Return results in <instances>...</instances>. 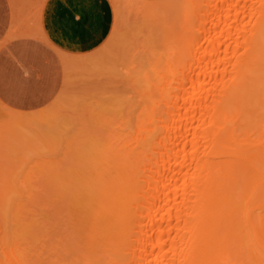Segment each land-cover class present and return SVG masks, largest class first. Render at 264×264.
<instances>
[{
  "label": "bare ground",
  "instance_id": "6f19581e",
  "mask_svg": "<svg viewBox=\"0 0 264 264\" xmlns=\"http://www.w3.org/2000/svg\"><path fill=\"white\" fill-rule=\"evenodd\" d=\"M111 2L117 14L128 7L125 0ZM136 2L135 13L127 11L134 24L128 14L118 15L104 42L115 61L136 64L134 92L125 96L128 100L115 92L117 105L130 104V111L122 112L130 117L113 116L119 120L113 128L109 115L100 117L107 109H96L98 123L86 112L93 116L87 121L97 125L91 130L95 134L84 139L73 133L76 141H66L67 153L60 152L65 157L30 165L43 177L35 183L29 171L21 179L32 188L27 190L40 191L28 193L37 197L32 203H18L20 214L1 213L6 197L17 191L12 176L17 166L6 163L28 166L31 161L25 163L22 154L32 142L15 130L17 120L11 128L22 141L13 139L24 148L10 147L7 155L3 142L16 134L0 139V264H264V0ZM119 21L132 26L122 31L133 32L130 36L119 38L122 26L114 28ZM115 39L119 44L112 49ZM140 58L145 65L137 69ZM96 70L107 84L121 87L123 78L131 83L123 74ZM113 77L117 83L110 82ZM98 81L90 86L101 90L91 99L116 88L105 82L108 89H103ZM134 97L139 101L132 102ZM40 181L46 187L36 185ZM36 205L48 213L40 218L45 227L33 218ZM8 220L16 227L11 233Z\"/></svg>",
  "mask_w": 264,
  "mask_h": 264
},
{
  "label": "rangeland",
  "instance_id": "374dc122",
  "mask_svg": "<svg viewBox=\"0 0 264 264\" xmlns=\"http://www.w3.org/2000/svg\"><path fill=\"white\" fill-rule=\"evenodd\" d=\"M42 1L43 0H40L39 1V3H38V9L40 10V7H41V5H42ZM118 1H120V0H118ZM127 1H129V0H127ZM126 0H125V5H127L128 7L127 8H125L126 9V11L125 10H123L124 8H122L121 6V14H120V12H119V14H117L116 13V9H115V6H114V4L112 5V7H113V11H114V14H115V16H114V26L116 25V27H117V21L119 20L118 19V17L120 16L121 18L122 17H125V16H127L126 14H128V16L127 17H129V24L131 25V24H134V22H135V20H133L132 18L134 17V16H130V15H134V14H132V13H135V12H132V11H135V5L136 6H138L137 4H139L138 2H136V0H131V1H134V2H136L135 4H132V5H134V6H132L131 5V1H129V2H127ZM138 1V0H137ZM143 1H145V0H143ZM110 2H111V0H110ZM127 3H129L130 5H131V7H129V5L127 4ZM133 3V2H132ZM111 4H112V2H111ZM119 5H121V2H120V4ZM122 5H123V3H122ZM124 5V6H125ZM140 7H141V5H139ZM133 7H135V8H133ZM140 7H137V8H140ZM129 9V10H128ZM137 11H138V9H136ZM125 11V12H124ZM127 11H129V12H132V13H128ZM122 12H124V14L125 15H123V16H121L123 13ZM130 14V15H129ZM119 15V16H118ZM135 18H138V17H136L135 16ZM115 19H116V21H115ZM121 20V19H120ZM125 20H127V18H125ZM139 20H141V19H139ZM143 20H144V18H143ZM127 22L128 21H126V23L125 24H127ZM144 22V21H143ZM119 23H120V25H119V28H116V27H114L115 29H120V26H122L123 25V23H124V21H122V23H121V21H119ZM139 22H137L136 24L137 25H139L138 24ZM124 24V25H125ZM129 24L128 25H125L124 27L122 26V30H117V32L118 33H121V35L119 36V38L120 37H122V38H125V37H128V36H130V33H133V32H130L129 33V31H131V30H129L130 28H132V26L130 27L129 26ZM144 26H145V24H143ZM141 26V25H140ZM130 27V28H129ZM146 27V26H145ZM144 27V28H145ZM123 28H125V31L126 30H129V31H127L126 33H128V35H126V33H122V31H124L123 30ZM127 28V29H126ZM133 28H135V27H133ZM137 28H139V26H137ZM144 28H142V29H144ZM139 30H141V29H139ZM124 31V32H125ZM138 32H140V31H138ZM145 32V31H144ZM118 33H117V35H118ZM136 33V32H135ZM115 34H116V31H115ZM143 33H141V35H142ZM117 35H114L115 36V38L117 39ZM122 35H124V36H122ZM141 35H139L138 36V38H137V41H140L141 43H142V39H141ZM146 36V35H145ZM132 37H133V35H132ZM137 37V36H136ZM143 37H144V35H143ZM145 38V37H144ZM116 39L114 40V41H116ZM129 39H131V37L129 38ZM136 39V38H135ZM135 39H131L132 41L133 40H135ZM113 40V39H112ZM121 40V39H120ZM120 40H118V41H120ZM114 41H111V42H114ZM136 41V42H137ZM117 42V41H116ZM141 43H138L139 45H141ZM114 44V45H113ZM119 44V42H117V43H112L110 46H112V49H114V46L115 45H118ZM104 45L105 44H103L99 49H97V50H95V51H93V52H90V53H87V54H81V55H76V56H73V57H67V56H61L60 57V64H61V66H62V69H61V73H62V76H61V84H60V88L58 89V92L55 94V96H54V98H52L51 100H49V101H46V102H38V103H36L35 105H38L39 104V106H37V107H35V108H16V107H14V106H12V105H10V104H8L7 102H4L3 100H1L0 99V126L1 125H3V124H5L6 125V127H5V125H3L4 126V128L3 129H1L2 127H0V139H7V138H5L4 136H6V135H3V134H7L8 136L10 135V134H12V135H14V134H16V133H14L13 132V128H11L12 126L13 127H17V129H15V130H19V131H17V132H19L20 134H22V135H24L26 138H28L31 142H32V144H30L31 142H29V144L31 145V147H30V145H29V148H24L23 146H21L20 145V143H16V141H18V140H14V139H16V137L15 136H19V137H17L19 140L21 139L20 137V135H18L19 133H17L16 135H14V137H12V136H10L13 140H11V138H8L7 139V141H10V143H7V141H4V140H0V142L2 141H4L3 143H4V145L1 143V145H3L4 147L2 148L3 149V151H4V149L6 148V153H7V155H10V154H12V152H10V154H8L9 152L8 151H10V147H15V148H24V149H26L25 151H24V153L22 154V156H25L24 157V160H25V163L27 162V163H29L30 161V163L28 164V166H26L25 165V167L23 168V164H24V162H22V161H14L15 163H13V162H11L10 160V158H9V156H6V158L11 162V163H6V164H9V165H7V166H10L11 164H12V166H17V167H13L14 168V174L16 175H12L14 178V182H15V184H14V186H15V188H16V192L14 191V192H11L7 197H6V199H5V201H4V203L6 204L3 208L1 207V209H3L2 211H1V213H3V214H5V212L6 211H10V213H9V215H12V213H16V208L19 206L18 205V203L20 202V201H23V202H25V203H29L30 202V199H35V198H37L35 195V198H30V197H28L29 196V194L28 193H30V191H37V192H39L40 191V189L37 187V186H35L34 184L35 183H37L42 177H40V178H38V175H40V173H38L37 172V170H35V172L34 171H31L32 169H34V167H36V166H38L37 164L38 163H40L39 162V160L40 161H43L42 159H49L48 157H50V159L49 160H53L54 162H55V160L56 161H58L57 159H59L60 157L62 158V157H65V155L64 154H62V153H60V152H63L64 150H67V149H64V145L67 143L68 144V142H71V143H74V142H72V141H76V136H81V137H86V138H84V139H87L89 136H92V135H94L95 134V132L94 133H92V131L93 130H95L94 129V127L95 126H97V125H92L93 123H91L90 124V122H94V123H98L99 121V118L97 119V117L100 115V114H98V110H96V109H99V111H101V109H100V107L102 108V110L104 109V110H106L107 109V111H101V112H99V113H101L102 115H100V117H102V116H104V117H106L107 115H109V117H107V118H110L111 119V122H113V124H112V127L114 128V125L115 126H117V125H119V124H116L120 119H123V117L125 116V114H123V113H126V111H128V109H129V111H130V108L128 107L129 105H128V101H124L125 103H124V105H123V103L122 104H120V103H118L119 105H121V106H119V105H117V101L119 100L118 99V97H115V96H117V94H119L120 96H122V98H124V99H126L125 98V96L126 97H128V96H130V92H134V90L132 89V86H131V84H134V82H132V79L135 77V75H132V71H134L135 69H133L132 70V68H134L133 66L134 65H136V64H133L132 65V67H129V66H126V67H128V68H126L124 65L126 64L127 65V63L125 62V64H121V63H118V61L116 60L115 61V56L114 55H112V56H110L109 54H111L110 52L111 51H109V52H106V50H104ZM107 48V47H106ZM111 49V50H112ZM114 51V50H113ZM109 53V54H108ZM109 56V57H105V56ZM141 59V58H140ZM141 61H143V62H141V63H143V64H141V63H139V62H137L138 64H140V65H142V66H140V68H138V66H136L137 67V69H141V68H144V66L143 65H145V63H144V60L143 59H141ZM121 62V61H120ZM137 64V65H138ZM96 69H100L101 71H108L109 70V72L111 71V72H116V74H118V76H120L121 75V78H123V76H125V77H129V78H127V80L129 79V80H131V83H130V85L128 86L127 84H124V83H126V82H128L129 83V81H125L126 80V78H123L124 79V81H119V85L121 86V87H124V86H127V87H124L123 89H121V87H119L117 84L116 85H114V86H116V88H114V89H112V91L111 92H107L106 90V92H104L105 94L104 95H107V93L108 94H110V95H113V94H115V92H117V94H115V95H113L114 97L112 98V96H110V95H108V96H102V94H100V95H96V97H94V98H89V97H92V96H94L97 92H99V91H97V90H101V89H98L97 88V90H96V88H92V87H94V86H90V85H92L93 83V81H97V80H99L98 82H101V84H99V85H102V88L103 89H105V88H107V87H109V89H111V86H113L112 84H107L109 81H107L106 82V80L104 81V77H98V74H94V73H96L97 72V70ZM126 70H128V71H126ZM142 70H144V69H142ZM96 71V72H95ZM101 71H98L99 73H101ZM144 71H136V73H143ZM103 73H105V75H106V72H103ZM102 73V74H103ZM113 73V74H114ZM127 73V74H126ZM120 74V75H119ZM122 74H123V76H122ZM135 74V73H134ZM96 75V76H95ZM109 75H111L110 73H109ZM100 76H103V75H100ZM107 76V75H106ZM117 76V77H118ZM109 77V76H108ZM107 77V79L109 80V78ZM114 77H116V76H114ZM114 77H113V79H114ZM121 78H119L118 80H120ZM136 78V77H135ZM112 79V78H111ZM117 80V81H118ZM122 80V79H121ZM116 80L114 79L113 81H110V82H114V83H117V82H115ZM87 82H89V83H87ZM105 82H106V85H108L107 87L104 85L105 84ZM124 82V83H123ZM121 83H123V86L121 85ZM88 84V85H87ZM95 85H98V83H95ZM140 84H138V86H139ZM89 86L91 87V88H89ZM131 86V87H130ZM137 86V85H136ZM97 87V86H96ZM99 88H101V86L99 87ZM126 88V89H125ZM108 89V88H107ZM122 90H126V91H128V92H125L123 95H121V93L122 92H124V91H122ZM132 90V91H131ZM104 91V90H103ZM114 92V93H113ZM121 92V93H120ZM112 93V94H111ZM118 95V96H119ZM109 97V98H108ZM91 99V100H89V99ZM129 98V97H128ZM86 99H88L89 101H87V103L86 102H83L84 100H86ZM124 99H122V100H124ZM134 99L135 100H138L139 101V99H136V97H134V98H132V102H134ZM93 100H95V101H97V102H90V101H93ZM126 100H128V99H126ZM101 102H103V104H99V103H101ZM119 102H122V101H119ZM42 103V104H41ZM82 103V104H81ZM84 103H86L87 105H88V103H91V104H89V105H91L92 106V104H94V103H96V105L94 104V106L93 107H97V108H94V109H90L89 107L87 108V106L85 107V108H87L86 110H84V111H81V109L83 108V109H85L84 107H82V105L84 104ZM135 103L138 105L139 104V102H137V101H135ZM86 104H84V105H86ZM107 104L110 106V107H107ZM135 104V105H136ZM80 105H81V107H80ZM98 105H100V106H98ZM112 105H114V107H115V109L113 108L112 109ZM135 105H133L132 107H134ZM90 106V107H91ZM122 106H123V108H122ZM131 107V109H134V108H132ZM81 108V109H80ZM79 109H80V111H79ZM78 110V111H77ZM93 110H95V111H93ZM111 110V112H108V111H110ZM115 110V111H114ZM125 110V111H124ZM92 112L91 114H93V116H91V115H87V113H90V112ZM117 111V112H116ZM119 111V112H118ZM81 112H84V113H81ZM87 112V113H86ZM97 114H96V113ZM106 112L108 113V114H106ZM123 112V113H122ZM132 112V111H131ZM137 112L139 113L140 111H136V112H134V114L135 115H137ZM95 113V114H94ZM103 113H105V114H103ZM120 113H121V115L123 114V117L120 115ZM115 114H119V115H115ZM128 114V113H127ZM134 115V116H135ZM81 116L83 117L82 119H79V118H81ZM84 116H87V119H85L86 121L84 122V118H86V117H84ZM113 116H115V117H120V118H116V119H119V120H117V122L115 121V119H113V118H115V117H113ZM91 117H93V118H95V119H93L94 121H92V119H90V122L89 121H87L89 118H91ZM128 117H130L129 115H126V117H124V119L125 118H128ZM103 118V117H102ZM101 119V118H100ZM104 119V118H103ZM19 121L20 122V124L19 125H17V126H15V124H14V122L15 121ZM108 120V119H107ZM80 121V122H79ZM115 121V122H114ZM87 122V123H86ZM103 122V121H102ZM82 123V124H81ZM8 124H12V125H10V126H8ZM85 124H86V126L88 125V127H86L85 126ZM99 124H101V122L99 123ZM98 124V125H99ZM81 125H84L83 127H80ZM102 125V124H101ZM103 125H105V122H104V124ZM102 125V126H103ZM8 126V127H7ZM91 126H93V127H91ZM107 126H109V125H105V127H107ZM111 126V125H110ZM109 126V127H110ZM101 127V126H100ZM104 127V126H103ZM80 128V129H79ZM89 129V131H86L85 129ZM108 128V127H107ZM7 129V130H6ZM13 129V130H12ZM93 129V130H92ZM111 129V128H110ZM2 130H3V132H2ZM11 130V131H10ZM14 130V131H15ZM92 130V131H91ZM6 131V132H5ZM81 133H80V132ZM90 131H91V133H90ZM10 132V133H9ZM12 132V133H11ZM88 132V133H87ZM100 131H98V133H99ZM73 133H75L76 134V136H74V134ZM79 133V134H78ZM98 133H96V134H98ZM84 134V136H82ZM2 135V136H1ZM26 135H28V136H26ZM8 136H6V137H8ZM70 136V137H69ZM73 136V138H71ZM25 137H22V139L24 138L25 139ZM34 139V140H33ZM40 140V141H36V140ZM66 139H68V140H66ZM65 140V141H64ZM20 141H22V140H20ZM25 141H28V140H25ZM34 141H36L35 143H34ZM66 141H68V142H66ZM85 141H87V140H85ZM90 140H88L87 142H89ZM11 142H15L14 143V145L15 146H13L12 145V143ZM5 144H7V146H5ZM10 144H11V146H10ZM20 145V146H19ZM40 145V146H39ZM26 146V145H25ZM28 146V145H27ZM33 146H36V147H34V148H36V149H33L32 147ZM48 146H51L52 148H50V147H48ZM68 146V145H67ZM41 147V148H40ZM7 148H9V150L7 149ZM31 149H33V150H31ZM39 149V150H38ZM63 149V150H62ZM16 150V149H15ZM22 150V149H21ZM38 150V151H37ZM52 150V151H51ZM31 151V152H30ZM34 151V152H33ZM17 153L18 152H20V151H16ZM26 152H28L27 154L28 155H26L25 153ZM17 153H15L17 156H19ZM40 153V154H39ZM56 153V154H55ZM57 153H60V155H58ZM63 153H67V151H65V152H63ZM54 155V156H53ZM55 155H58L59 157H56ZM11 156H13V155H11ZM52 157H54V158H56V159H54V158H52ZM22 158L23 157H21L20 158V160H22ZM44 159V160H45ZM12 160H14V159H12ZM18 160V159H17ZM23 160V161H24ZM60 160V159H59ZM45 161H47V160H45ZM35 162V163H34ZM48 162H50V161H48ZM21 163V164H20ZM45 163V162H44ZM13 164H15V165H13ZM31 164H33V168H30V169H28L29 167H32V166H30ZM36 164V165H35ZM43 164V163H42ZM19 165V166H18ZM20 166H21V168H23V169H21L20 168ZM15 168H19V169H16V171H15ZM26 168V169H25ZM37 168V167H36ZM30 171V174L31 175H33V176H31L30 178H32V177H35V178H33V181L35 182V183H33V182H30V186H32V184L31 183H33V185L36 187V188H34L33 190H27V189H32V188H28V186L27 185H29V184H27L26 185V183H22L23 182V178H25V176L27 175L26 174V172H29ZM15 172H17V173H15ZM32 172H34V173H32ZM43 173L44 172H42L41 174L43 175ZM24 176H23V175ZM29 174V173H28ZM37 174V175H36ZM20 175H21V177H20ZM36 175V176H35ZM45 178V177H44ZM16 179H18V180H16ZM21 179H23L22 181H21ZM36 179H38L37 181H35ZM30 180H32V179H30ZM43 180H45V179H43ZM26 182V181H25ZM41 182L42 181H40V183L39 184H36V185H38L39 187H43L44 185H41L40 186V184H41ZM20 183V184H19ZM23 184L24 185H26L25 187L23 186ZM34 186H32V187H34ZM44 187H46V186H44ZM19 188V189H18ZM21 189V190H20ZM44 189V188H43ZM48 189V188H47ZM36 192V193H37ZM20 193H22V195L23 196H25V197H23V196H21V194ZM28 194V195H27ZM31 194H33V193H30V195ZM40 195V194H39ZM39 195H37V196H39ZM20 197H23L24 198V200H22ZM14 198V199H13ZM29 198V199H28ZM28 201V202H27ZM33 202H34V200H33ZM30 203H32V202H30ZM17 205V206H16ZM21 205V204H20ZM24 206H25V204H23ZM27 205V204H26ZM31 205V204H30ZM28 207H30V206H28ZM35 207V206H34ZM37 207H39L38 205H36V208ZM12 208H14V209H12ZM20 208V207H19ZM22 208H26V209H28L27 208V206L26 207H22ZM42 208H44V206L43 207H39V209H38V211H37V213H35V212H33V213H35L34 215H33V218H35V217H38V219L36 218L35 220H37V221H39L40 223V225L41 226H44V225H42L41 224V222L43 221V219L42 220H40V218H42L43 217V215H45V214H47L48 215V213L47 212H44V211H42V210H40V209H42ZM6 209V210H5ZM45 209V208H44ZM13 210V211H12ZM18 210H20V209H18ZM17 210V211H18ZM29 210H31V209H29ZM33 210V209H32ZM4 211V212H3ZM12 211V212H11ZM33 211H35V210H33ZM20 212V211H19ZM45 213V214H44ZM16 214H20V213H16ZM31 214V213H30ZM30 214H28V215H30ZM3 216V215H2ZM5 216H7L8 218H10V219H13V217H9L8 216V214H6ZM5 216H3V217H5ZM32 216V215H31ZM31 216H29L28 218H32ZM16 217H17V215H16ZM23 217V216H22ZM21 217V218H22ZM6 218V217H5ZM43 218H46V216H44ZM46 221V220H45ZM9 222H11V220H8V221H6V223H8L9 224V226L7 227L8 228V230H9V227L11 226V228L12 229H10L9 230V232H7V233H11V231L13 230V229H15L16 227H13L12 225H10V223ZM6 223H4L3 224V228H4V225L6 224ZM12 223V222H11ZM14 223V222H13ZM12 223V224H13ZM44 223H47V222H44ZM46 226V225H45ZM44 226V227H45ZM2 228V229H3ZM42 228V227H41ZM1 229V230H2ZM43 230V228L41 229V231ZM1 232V231H0ZM42 233H45V232H42Z\"/></svg>",
  "mask_w": 264,
  "mask_h": 264
},
{
  "label": "crops",
  "instance_id": "0c3cea01",
  "mask_svg": "<svg viewBox=\"0 0 264 264\" xmlns=\"http://www.w3.org/2000/svg\"><path fill=\"white\" fill-rule=\"evenodd\" d=\"M39 1L0 0V99L16 108L54 98L60 57L99 49L114 25L110 0Z\"/></svg>",
  "mask_w": 264,
  "mask_h": 264
}]
</instances>
